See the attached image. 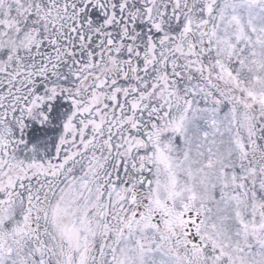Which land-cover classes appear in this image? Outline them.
<instances>
[{
  "label": "snow or ice",
  "instance_id": "snow-or-ice-1",
  "mask_svg": "<svg viewBox=\"0 0 264 264\" xmlns=\"http://www.w3.org/2000/svg\"><path fill=\"white\" fill-rule=\"evenodd\" d=\"M0 264H264V0H0Z\"/></svg>",
  "mask_w": 264,
  "mask_h": 264
}]
</instances>
